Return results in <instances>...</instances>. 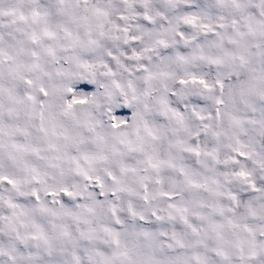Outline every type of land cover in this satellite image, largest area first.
Listing matches in <instances>:
<instances>
[{"label": "snow or ice", "instance_id": "snow-or-ice-1", "mask_svg": "<svg viewBox=\"0 0 264 264\" xmlns=\"http://www.w3.org/2000/svg\"><path fill=\"white\" fill-rule=\"evenodd\" d=\"M0 264H264V0H0Z\"/></svg>", "mask_w": 264, "mask_h": 264}]
</instances>
